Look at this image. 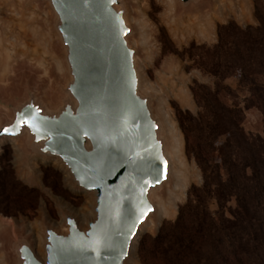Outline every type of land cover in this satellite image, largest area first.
Returning <instances> with one entry per match:
<instances>
[{
	"label": "water",
	"instance_id": "1",
	"mask_svg": "<svg viewBox=\"0 0 264 264\" xmlns=\"http://www.w3.org/2000/svg\"><path fill=\"white\" fill-rule=\"evenodd\" d=\"M44 3L65 82L50 100L30 92L13 105L0 120V144H17L28 162L58 163L69 188L88 196L93 218L83 226L67 210L60 216L66 232L42 222L43 261L28 228L10 229L9 250L14 264H131L172 169L166 121L143 88L131 10L126 0ZM173 3L186 14L204 0Z\"/></svg>",
	"mask_w": 264,
	"mask_h": 264
},
{
	"label": "rangeland",
	"instance_id": "2",
	"mask_svg": "<svg viewBox=\"0 0 264 264\" xmlns=\"http://www.w3.org/2000/svg\"><path fill=\"white\" fill-rule=\"evenodd\" d=\"M126 2L137 30L135 45L139 51L143 88L147 91L152 86L153 91L148 92L155 99L154 110L164 117L172 138L170 154L176 149L178 140L182 146V168L173 163L174 169L182 175V196L174 203L173 214L168 211V217L159 223L157 229L141 235L131 262L154 264L151 240L157 237L163 224L176 220L178 208L186 202L188 190L203 185V174L192 151V140L186 145L178 122L181 115L188 113L195 117L200 112L192 89L204 86L214 90L216 83H222L230 90L223 101L243 110L244 131L253 136L263 135V116L257 107L248 103L249 94L239 84V72L231 67L216 71L206 50L218 43L220 27L233 23L240 29L257 28L260 24L258 16L264 14V0H204L200 9L186 14L170 0ZM51 23L52 16L44 0H0L1 122L7 120L10 108L22 101L27 93L35 92L45 101L60 93L59 87L65 82L61 71L63 55ZM6 50L15 59L7 61ZM256 81L260 83L262 79L257 77ZM169 122L174 124L176 132ZM16 146L10 142L0 144V173H3L7 191H10V194L0 195V264H14L9 250V243L14 239L9 234L10 229L14 233L15 229L23 227L22 233L25 234L28 228L32 243L35 238L36 247V239L40 238L42 248V222L48 219L51 226L63 230L62 224L57 225L62 220V213L72 209L70 212L74 215H78L74 212L77 210L89 217L91 211L88 196L74 193L69 188L58 163L40 159L28 162L16 153ZM214 164H221L217 152ZM209 169L208 173L211 166ZM167 188L171 190L172 186ZM6 197H9L8 201L3 202ZM167 200L165 191L156 197L155 203ZM210 210H217L214 202H210ZM29 228L33 231L29 232ZM37 253L43 256V249Z\"/></svg>",
	"mask_w": 264,
	"mask_h": 264
},
{
	"label": "trees",
	"instance_id": "3",
	"mask_svg": "<svg viewBox=\"0 0 264 264\" xmlns=\"http://www.w3.org/2000/svg\"><path fill=\"white\" fill-rule=\"evenodd\" d=\"M258 21L257 28H218V43L206 52L216 71L239 72L248 103L263 116V135L244 131L243 110L223 101L230 90L222 83L214 90L192 89L200 112L178 122L186 145L192 140L203 185L188 190L176 220L151 240L154 264H264V14ZM215 152L221 164H214ZM9 192L0 173V195ZM210 202L217 210H210Z\"/></svg>",
	"mask_w": 264,
	"mask_h": 264
},
{
	"label": "bare ground",
	"instance_id": "4",
	"mask_svg": "<svg viewBox=\"0 0 264 264\" xmlns=\"http://www.w3.org/2000/svg\"><path fill=\"white\" fill-rule=\"evenodd\" d=\"M171 2H173V0H170ZM21 53V52H20ZM19 53V54H20ZM17 55V54H16ZM6 59L7 61L11 60V59H15L14 55H12V53L8 50H6L5 53ZM147 91H153L152 86H149V90ZM171 129L175 131L174 129V124L169 122ZM181 143L180 140L177 141L176 143V149L173 151V154H168V158L172 163V169H171V179L170 181L165 185L167 188L169 185L172 186L171 190H168V188L166 189L167 191V195H168V200L165 201H160L159 203H155V214L150 217L147 221L146 224H144L141 229H140V233H146V232H151L153 230H155V228L157 227V225L164 219H166L168 217V211H171V213L173 214L174 210H175V205L174 203L177 202V200L179 199V197L182 196V190H183V179H182V175L180 173L179 170L174 169L173 163L175 162L179 168H182V161H180V148H181ZM184 166V164H183ZM185 189V188H184ZM93 208V207H92ZM91 208L90 211V216H86V214L82 211H77L75 210L74 212L77 213L78 215H75L78 217L81 225L85 226L86 223L91 220L93 218V210ZM74 215V214H73ZM6 221V220H5ZM6 223H11L7 222ZM63 224V219L61 220V222L57 225ZM33 230L31 228H29V232H32ZM61 232H66V229L63 227V230H61ZM43 241V239H42ZM36 243L37 246L35 247L36 253L41 251L43 249V247L41 248V240L40 238L36 239ZM38 254V253H37ZM39 258L43 261L44 260V256H39Z\"/></svg>",
	"mask_w": 264,
	"mask_h": 264
},
{
	"label": "snow or ice",
	"instance_id": "5",
	"mask_svg": "<svg viewBox=\"0 0 264 264\" xmlns=\"http://www.w3.org/2000/svg\"><path fill=\"white\" fill-rule=\"evenodd\" d=\"M29 126H30V127H34V125H32V124H29ZM5 131L7 132V131H8V129H5Z\"/></svg>",
	"mask_w": 264,
	"mask_h": 264
}]
</instances>
